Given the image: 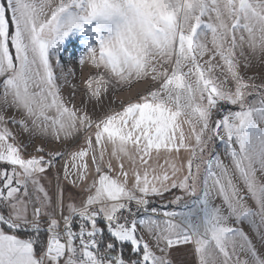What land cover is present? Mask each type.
<instances>
[{"label": "snow or ice", "instance_id": "obj_1", "mask_svg": "<svg viewBox=\"0 0 264 264\" xmlns=\"http://www.w3.org/2000/svg\"><path fill=\"white\" fill-rule=\"evenodd\" d=\"M77 34L79 106L78 84L61 91ZM223 105L238 110L215 118ZM9 122L66 150L32 154ZM173 189V210L149 207ZM178 245L196 264H264V0H0V264H175Z\"/></svg>", "mask_w": 264, "mask_h": 264}, {"label": "crops", "instance_id": "obj_2", "mask_svg": "<svg viewBox=\"0 0 264 264\" xmlns=\"http://www.w3.org/2000/svg\"><path fill=\"white\" fill-rule=\"evenodd\" d=\"M205 19H207V17H205ZM86 37L80 35V34H77L76 36H73L71 37L68 41H66L65 43V46L64 48L66 47L67 43L73 41L75 42L74 43V46L78 45V47L81 49V52L79 53V55L84 51V41H85ZM208 40H209V44H208V47L211 48L212 45L210 43V40H211V34H209V37H208ZM208 60V56L205 55L203 57V59L201 60V63H204V61ZM214 63H217V64H222V61H220V58L217 56L216 57V60L214 61ZM67 69L63 67V74L64 75H68L69 71H66ZM54 71L59 75L61 73V68L60 67H56L54 65ZM221 69L217 68L214 70V75L217 74L218 72H220ZM260 71V66L257 64L256 67H254L252 69V71L248 72V76H252L255 72H258ZM74 75L72 76H68V81H72V79H78L80 81V85H79V89L77 90V94H76V97H75V104L76 106H79L80 105V102H81V98H82V89H83V79H85L87 76H84V73L83 72H78V71H75L73 72ZM192 79H194V77H192ZM77 80V81H78ZM61 83H62V80H61ZM258 83V81H257ZM152 87V82L151 81H142V82H139L135 85V87L131 90H129L127 88V92H125V98L127 97V100H135L136 97L140 94V93H146L147 90ZM62 91V94H63V97L64 99H67L70 95V88H68V85H64L61 89ZM251 99V98H250ZM108 100H109V97L107 99H105V103H104V106H103V112L104 111H107L108 108L110 107L109 103H108ZM112 107H115V105H111ZM230 110H238L237 108H226L225 110H223V114H225L226 112L230 111ZM99 113V112H98ZM222 114V115H223ZM8 116H12L13 115V112L9 111ZM219 118V117H218ZM8 127L9 129L17 136V140L18 141H22L23 143H26L29 145V148H28V151L32 154H36L34 152V146H44L45 148V153L43 154H48V153H52V152H56V151H60V152H64L66 150V146L65 145H61L55 141H53L51 144H49L47 141H43L41 140V138H37V137H32V138H29V135L28 133H23V134H20V130H19V127L11 122H9L8 124ZM187 127V126H185ZM67 147H75L73 145H68ZM186 153H183L182 152V156H185L186 157ZM68 157H65L64 160H58L56 166L54 168H52L47 174L46 176L42 179V183L44 184V186L46 188H52L54 187L55 185V182H56V174L57 172L60 173V176L61 178L63 177V164L65 163V160H67ZM91 162V161H90ZM161 163H163V159L161 160ZM127 167V165H126ZM177 192V194H180L182 195V193L177 190V189H173L172 192H165L163 196H156V195H153V196H150V197H173L175 195V193ZM185 199H188L187 197H185ZM176 206L175 205H167V207L165 208H162V209H159L158 210V213L162 214L164 211H171L175 208ZM67 214V213H65ZM162 218V216H161ZM142 235H144L143 232H141ZM21 238H24L21 236ZM146 239H148L147 236H145ZM172 259L174 260L175 264H196V258L192 255V252H191V248L190 246H184V245H178L176 246V248L174 249L173 253H172Z\"/></svg>", "mask_w": 264, "mask_h": 264}, {"label": "rangeland", "instance_id": "obj_3", "mask_svg": "<svg viewBox=\"0 0 264 264\" xmlns=\"http://www.w3.org/2000/svg\"><path fill=\"white\" fill-rule=\"evenodd\" d=\"M74 43L75 42H73V41L67 43L66 47L64 48V51L62 52V56H63L62 63L64 65V68L67 69L66 71H70L71 70L73 72H75V71H78L79 73L83 72L84 76H87L92 71V69L88 65H83V66L79 65L78 57H79V53L81 52V49L78 47V45L74 46ZM77 80L78 79H72V81H68V84H67L68 88H70V86L72 84L80 85V81L79 80L77 81ZM258 83H259V81H258ZM82 86H83V88L85 87L84 83H83ZM125 92H127V88L123 89L122 91H120L117 94V104L119 103L120 100H124V99L126 100L127 99V97L125 98V95H124ZM107 98L108 97H105V99H107ZM223 112H222V114H223ZM96 114L97 115H102L103 114V107L102 108L98 107L97 111H96ZM222 114L219 115V117L222 116ZM216 147H217V151L221 155V159H223L227 163L228 159L225 156L224 146L222 144L217 143ZM67 162L69 163V165L71 164L70 158L67 159ZM89 163L91 164L90 160H89ZM175 195H180V194H177V192H176ZM173 197H167V196H165V197H156V198L155 197L154 198L149 197L150 204H151V205H149V207H155L157 209L158 208L159 209L165 208V205H171L170 201L173 199ZM155 200H157L160 204L159 205H152V204L155 203ZM216 203H220V198L219 197H216ZM132 207H133V210H135V205L134 204L132 205ZM232 224L235 227L242 228L250 236H253L254 242L257 243V245L259 246V241L257 239H255L254 234H253V227L247 221H245V222H243L241 224H235L234 222H232Z\"/></svg>", "mask_w": 264, "mask_h": 264}, {"label": "trees", "instance_id": "obj_4", "mask_svg": "<svg viewBox=\"0 0 264 264\" xmlns=\"http://www.w3.org/2000/svg\"><path fill=\"white\" fill-rule=\"evenodd\" d=\"M226 108H236V106H232V105H223V106L219 109L218 112L214 113V117H215V118L219 117V115H221L222 112H223V110H225ZM152 198H154V197H152ZM155 198H156V197H155ZM159 204H160V203H159L157 200H155V203L152 204V205H159ZM150 205H151V204H150ZM97 219H99V217H98ZM78 229H79V219L76 218V220H75V222H74V230L77 231ZM19 235L22 236V237H24V238H27L28 235H29V233H28L27 231H25V230H21V231L19 232ZM42 238H45V239H46V233H43V234H42ZM123 252H124V255H125V256H133V254L130 253V252L128 251L127 248H125V249L123 250Z\"/></svg>", "mask_w": 264, "mask_h": 264}, {"label": "built area", "instance_id": "obj_5", "mask_svg": "<svg viewBox=\"0 0 264 264\" xmlns=\"http://www.w3.org/2000/svg\"><path fill=\"white\" fill-rule=\"evenodd\" d=\"M78 230H79V229H78ZM78 230H77V231H78Z\"/></svg>", "mask_w": 264, "mask_h": 264}]
</instances>
